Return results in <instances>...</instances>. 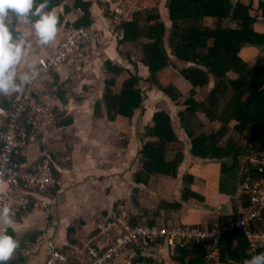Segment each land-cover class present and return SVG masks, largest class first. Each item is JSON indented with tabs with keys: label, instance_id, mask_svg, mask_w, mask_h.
Returning a JSON list of instances; mask_svg holds the SVG:
<instances>
[{
	"label": "trees",
	"instance_id": "1",
	"mask_svg": "<svg viewBox=\"0 0 264 264\" xmlns=\"http://www.w3.org/2000/svg\"><path fill=\"white\" fill-rule=\"evenodd\" d=\"M251 1L170 0L172 28L169 31L159 5L162 0H138L139 10L133 20L119 26V42L127 52L132 45L142 48L140 61L149 69L150 76L143 77L138 62L134 60L131 68L110 60L105 64L106 91L102 103L106 105L110 121L114 122L118 117L133 119L139 110L144 109L146 96L142 85L146 84L150 89L161 91L169 102L180 107L183 128L190 139L188 152L192 157L203 162L220 163L219 191L229 196V210L214 212L210 221L199 224L202 228L211 229L215 223L224 226L252 212L255 207L242 186L264 180V165L251 161L252 157L264 159V63L251 66L240 56L243 48H261L264 43V34L259 33L255 26L258 17H264V0H260V10L254 8ZM149 2H156L157 5L151 7ZM95 4L107 18H113L114 10L105 0H48V8L54 7L57 11L58 29L61 28L62 32L71 25L76 28L91 27ZM72 12L78 15L70 23L67 15ZM19 23L14 21L15 34H23ZM171 69L192 88L187 94L170 79ZM125 75L127 78L121 84L120 80ZM67 84L61 82L57 71H54V79L42 98L50 99L56 95L65 100ZM0 98V104L9 105L1 95ZM102 103L97 104L99 117L105 114ZM53 111L58 117L57 127L71 123L72 119L64 112L59 113L55 106ZM30 118L28 110L19 118V124L26 127L29 134L32 129L28 123ZM0 120V130H5L8 119L0 116ZM43 136V133L38 136L42 150L51 157L54 175L59 179V155L50 150L48 142L52 138L47 139L46 145ZM125 143L128 145V141ZM28 154L27 148L20 150L16 155L17 162L27 165ZM141 155L142 161L135 173V181L140 187L135 190L134 202L140 207L142 215L131 213L133 225L144 222L163 224L160 223L163 218L161 209L180 210L186 203H205L204 196L192 189L196 178L186 172L179 201H164L154 209L141 204L144 197H149L141 184L149 185L160 176L179 179L186 160V143L176 132L171 113L164 110L155 113L153 124L146 128V142ZM41 160L42 157H39L35 162ZM58 189L57 185L48 192L53 194ZM31 205L32 202L16 216V220L25 216ZM168 221L165 220V223H178L176 219ZM251 229L264 233V210L260 218L251 221ZM9 233L17 239L18 247L7 264H25L26 252L36 242V237L29 233L17 238L13 231ZM79 245L69 249L59 248L65 252L69 250L70 264H86L84 254L70 253ZM219 245L221 264H243L251 255L264 251V243L254 248L249 236L241 229L224 233ZM136 251L137 261L151 264V259L144 256L140 247L137 246ZM174 259L180 264H212L207 260L203 246L195 242L179 246Z\"/></svg>",
	"mask_w": 264,
	"mask_h": 264
},
{
	"label": "crops",
	"instance_id": "2",
	"mask_svg": "<svg viewBox=\"0 0 264 264\" xmlns=\"http://www.w3.org/2000/svg\"><path fill=\"white\" fill-rule=\"evenodd\" d=\"M87 1L95 2V0ZM105 1L111 5L112 0ZM251 2L254 8L261 9L260 0ZM92 13L94 22L91 27L94 31L100 32L102 37L93 39L89 44L90 64L82 72L76 74H72L66 66L59 69L57 74L61 82L68 83L66 98L63 100L56 95L50 99L46 98L52 106L57 108L59 113L64 112L68 118L72 119L68 125L55 129L50 128L46 136L45 133L43 134L46 145L47 139L52 138L48 142L51 144L50 150L55 155H59L57 166L60 174L59 189L53 194L47 192L32 197L33 205L29 208L28 213L18 220H16L17 217L13 218V225L8 227V232L13 231L17 238L29 233L36 237V242L30 247V252L33 253L27 254L25 264H45L48 251L44 243H39V237L44 233L47 241H51L59 248L69 249L79 245L82 240L85 241L99 235L98 231L101 232V230L98 224L113 219L116 216L119 203L125 204L135 216L142 215L140 207L134 202L135 190L140 187L135 181V173L139 167L136 171L133 169L135 163H137L136 166L139 163L134 156V149L137 142L146 140L145 128L153 123L156 112L152 114V109L145 106L148 102L146 99L143 119L149 123H145V126L142 123L138 130H135L126 121L129 118L118 117L123 121L120 125H117L116 121H110L106 105L102 102L106 90V61L110 60L115 64L131 68L134 60L138 62L140 74L143 77L148 78L150 72L131 51L127 52L125 46H120L118 33L108 31L111 20L104 15L98 5H94ZM76 15H78L76 12L70 13L67 15V21L73 22ZM255 26L259 33L264 34L263 16L258 17ZM19 27L25 40L30 43V48L26 57L27 63L21 61L16 66L18 73L22 72V66L25 64L34 63L36 65L43 62L48 55L56 50L63 33L59 28L55 40L42 45L37 42L30 24L20 22ZM127 48L129 49L128 46ZM240 56L251 66L264 63V43L261 48H243ZM94 88L95 90H92ZM149 94L163 97L166 103L172 104L156 88L151 89ZM87 98L93 100L94 103L85 101ZM99 103L103 104L102 110L105 113L100 117L97 114V104ZM173 105L177 107L175 104ZM175 130L178 133L179 129L177 130L175 127ZM181 130L184 134L179 132L178 135L186 143V160L181 167L179 179L160 176L155 177L149 185L141 184V186L149 193L151 200L157 197L158 193H163L165 201L175 203L181 199L186 172L194 176L196 182L192 189L204 196L205 203H186L180 210L161 209L163 218L160 219V223L167 225L165 220L176 219L183 225L197 226L210 221L214 212H227L229 207L226 204L229 201V196L219 191L220 163L203 162L192 157L188 152L190 139L187 137L185 129ZM181 134L185 136L183 137ZM124 140L128 141L127 147L124 145ZM41 145L42 143L39 147L40 151L36 148L30 153L28 164L40 157L44 151ZM143 199L146 200L145 197ZM143 199L142 206L150 209L156 207L157 202L154 200L145 201L150 204L148 206L143 203ZM42 203L45 204V207L40 206ZM219 204L220 206H218ZM100 242L104 243L101 238L97 243ZM141 250L145 257L152 258L160 264H180L174 259L166 241ZM132 254L138 253L136 251Z\"/></svg>",
	"mask_w": 264,
	"mask_h": 264
},
{
	"label": "built area",
	"instance_id": "3",
	"mask_svg": "<svg viewBox=\"0 0 264 264\" xmlns=\"http://www.w3.org/2000/svg\"><path fill=\"white\" fill-rule=\"evenodd\" d=\"M111 8L114 16L108 31L118 33L119 26L133 20L135 12L139 10L138 0H112ZM102 34L92 27L76 28L71 25L65 28L56 50L47 56L40 64L34 65L37 74L19 91L9 95H1L9 105L0 104V116L8 119L7 128L0 130V204L10 207L12 217L15 218L23 209L31 204V198L47 193L59 185V179L54 175L51 157L45 151L40 155V162L20 164L16 155L20 150L28 149L30 153L39 149L41 140L39 134L55 129L58 117L53 106L46 98H42L48 84L53 80V72L66 66L72 74L81 72L90 62L89 44L93 39H100ZM27 71V64L24 65ZM0 98V102H1ZM29 111L32 125L31 134L26 127L19 124V118L25 111ZM2 121L0 120V126ZM44 140V138L42 139ZM40 151V149H39ZM253 163L264 165V159L252 157ZM243 190L250 196L255 209L229 224L221 226L215 223L213 228H202L200 225L174 224H143L133 225L131 212L125 204L119 203L116 216L106 223H99V235L91 239L82 240L80 245L70 250V253H82L86 256V264H143L137 261V254H132L136 247L144 249L159 242L169 244L171 254L176 256L179 246L195 242L201 244L207 253V260L212 264H221L220 237L226 232L241 229L248 235L253 247L264 243V233L254 232L251 221L260 218L264 210V180L254 185L244 184ZM45 207V204L40 206ZM39 206V204H37ZM39 206V207H40ZM2 225V224H0ZM1 228L8 226L2 225ZM99 238L103 244L97 243ZM39 242L47 248L45 264H70L69 250H60L57 245L46 240L44 233Z\"/></svg>",
	"mask_w": 264,
	"mask_h": 264
},
{
	"label": "clouds",
	"instance_id": "4",
	"mask_svg": "<svg viewBox=\"0 0 264 264\" xmlns=\"http://www.w3.org/2000/svg\"><path fill=\"white\" fill-rule=\"evenodd\" d=\"M14 21L30 24L42 45L54 41L58 31V14L54 7L48 8V0H0V95L19 91L37 74L34 63L27 64V71L16 70L21 61L27 63L30 43L23 34H15ZM13 223L10 207L0 204V224L11 227ZM17 247V239L6 228H0V264H7ZM243 264H264V251L251 255Z\"/></svg>",
	"mask_w": 264,
	"mask_h": 264
},
{
	"label": "rangeland",
	"instance_id": "5",
	"mask_svg": "<svg viewBox=\"0 0 264 264\" xmlns=\"http://www.w3.org/2000/svg\"><path fill=\"white\" fill-rule=\"evenodd\" d=\"M96 1V0H95ZM151 1H153V0H151ZM169 1L170 0H162V2H161V4H159L160 5V9H161V11L163 12L162 13V17H163V20L167 23V25L169 26V31H170V29L172 28V22H171V19H170V15H169ZM245 1H248V0H245ZM149 3H151V7H155L156 5H157V3L155 4L154 2H149ZM206 23L207 24H210L211 23V21H206ZM168 31V32H169ZM168 39V38H167ZM132 53H133V55L134 56H136V58H138V59H140L141 60V57H142V48H140V47H136L135 45L133 46H131V50H130ZM144 74L146 73V71L145 72H143ZM169 77H170V79L173 81V82H175V84L177 85V86H179V88L181 89V90H183L186 94L191 90V87L190 86H188V85H184L185 84V82L183 81V80H181V79H179L178 78V75L175 73V71L174 70H170V72H169ZM127 78V75H125L123 78H121V80H120V83L122 84V82L125 80ZM142 88H143V90H144V92H145V96H146V99H148V102H146V105L145 106H147V108L148 109H152V114L153 113H155V112H159V111H167V112H169V113H171V115H172V117H173V121H174V126L177 128V130L179 129V131H178V133L179 132H181V133H183V131L181 130V129H183V123H182V120H181V118H180V112H181V109H180V107L179 108H177V107H175L173 104H169V103H166V100L163 98V97H159V96H154V95H150L149 93H150V91H151V89H150V87L148 86V85H146V84H143L142 85ZM92 90H95V88L94 89H92ZM106 91V90H105ZM84 94V93H83ZM80 97V96H79ZM84 97V96H83ZM90 97H92L93 98V96H90ZM100 97V96H99ZM82 99H84V98H82ZM98 99V98H97ZM85 101H87L88 103H94L93 102V100H91V99H88L87 98V100H85ZM106 110H107V108H106ZM143 114H144V112H143V109L142 110H139L138 111V113H137V115L133 118V119H126V121L128 122V123H130V125L132 126V127H134L135 128V130H138V128H139V126L143 123V125L145 126V123H149L148 121L146 122V120H144L143 119ZM151 117V115L149 116V118ZM117 125H120V124H122L123 123V121H121L120 119H118V120H116V122H115ZM153 124V123H152ZM143 126V127H144ZM146 128H147V126H146ZM146 128H145V131H144V136L146 135ZM184 134V133H183ZM182 135V134H181ZM183 136V135H182ZM185 136V135H184ZM183 136V137H184ZM126 139H127V137H126ZM124 141H127V140H124ZM145 142H146V140H144V142H137L136 143V147H135V151H134V156L138 159V162L141 164V161H142V155H141V151H142V149H143V147H144V145H145ZM50 144V143H49ZM127 143H124V145L127 147V145H126ZM174 156V155H173ZM124 157H125V155H124ZM139 163H138V165L136 166V164L137 163H135V167L133 168L135 171L137 170V168L138 167H140L139 166ZM139 169V168H138ZM146 200L145 201H147V200H151L150 199V197L149 198H145ZM155 202H157V204L158 205H160V203L161 202H164L165 200L163 199V193H158V196L157 197H155L154 199H153ZM153 200H151V201H153ZM144 201V199H143V203L146 205H150L149 203H146ZM225 203V202H224ZM227 207H229V201L227 202ZM218 206H220V204L218 205ZM150 209V208H149ZM154 209V208H153ZM153 212V211H152ZM163 213V212H162ZM28 255L30 254V253H33L32 251L30 252V250L29 251H27L26 252ZM151 259V264H160V262H158V261H156V260H154V259H152V258H150ZM150 264V263H149Z\"/></svg>",
	"mask_w": 264,
	"mask_h": 264
}]
</instances>
